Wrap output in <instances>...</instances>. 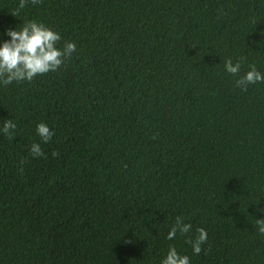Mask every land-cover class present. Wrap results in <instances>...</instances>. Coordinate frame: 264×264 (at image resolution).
<instances>
[{
    "label": "trees",
    "instance_id": "16d2710c",
    "mask_svg": "<svg viewBox=\"0 0 264 264\" xmlns=\"http://www.w3.org/2000/svg\"><path fill=\"white\" fill-rule=\"evenodd\" d=\"M18 5L0 0V39L37 20L76 51L0 86V126L17 125L0 132V264H159L169 245L191 264H264V81L235 84L264 72V0ZM178 216L192 228L165 239Z\"/></svg>",
    "mask_w": 264,
    "mask_h": 264
},
{
    "label": "clouds",
    "instance_id": "9594fccd",
    "mask_svg": "<svg viewBox=\"0 0 264 264\" xmlns=\"http://www.w3.org/2000/svg\"><path fill=\"white\" fill-rule=\"evenodd\" d=\"M27 0H19V8H23ZM37 4L40 0H31ZM16 16V13H12ZM7 39H0V86H6L13 81H31L35 76L56 71L73 52L76 51L74 41H65L63 47H58L61 35L58 31L45 25L41 21L28 20L17 28L7 27L4 29ZM224 70L233 75H237L241 70V61L233 62L231 58L224 61ZM264 81V72L257 69L254 64H250L248 70L239 75L235 84L246 89L249 84ZM17 125L11 118L4 119L0 132L12 135ZM35 132L40 141L47 143L53 136V131L45 122L36 124ZM29 152L33 156L43 155L41 144L32 142ZM56 155L55 152L52 153ZM264 211V210H262ZM256 230L264 234V217L255 219ZM192 225L183 221L182 217H176L175 223L170 226L165 239L172 240L177 233H188ZM194 238L189 239L192 252L196 255L201 253V246L207 240V232L204 228H198ZM159 264H191V259L187 254L177 251L175 245H169L166 253L160 259Z\"/></svg>",
    "mask_w": 264,
    "mask_h": 264
}]
</instances>
